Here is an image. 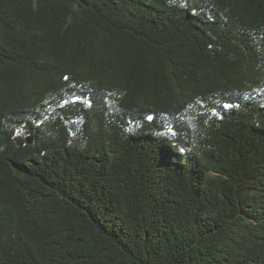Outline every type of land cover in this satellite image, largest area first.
<instances>
[{
  "label": "trees",
  "instance_id": "obj_1",
  "mask_svg": "<svg viewBox=\"0 0 264 264\" xmlns=\"http://www.w3.org/2000/svg\"><path fill=\"white\" fill-rule=\"evenodd\" d=\"M0 264H264V0H0Z\"/></svg>",
  "mask_w": 264,
  "mask_h": 264
},
{
  "label": "water",
  "instance_id": "obj_2",
  "mask_svg": "<svg viewBox=\"0 0 264 264\" xmlns=\"http://www.w3.org/2000/svg\"><path fill=\"white\" fill-rule=\"evenodd\" d=\"M27 141H28V143H30V142H31V140H30V139H27Z\"/></svg>",
  "mask_w": 264,
  "mask_h": 264
},
{
  "label": "snow or ice",
  "instance_id": "obj_3",
  "mask_svg": "<svg viewBox=\"0 0 264 264\" xmlns=\"http://www.w3.org/2000/svg\"><path fill=\"white\" fill-rule=\"evenodd\" d=\"M228 105H225V107H227ZM149 119H151V117H149Z\"/></svg>",
  "mask_w": 264,
  "mask_h": 264
}]
</instances>
